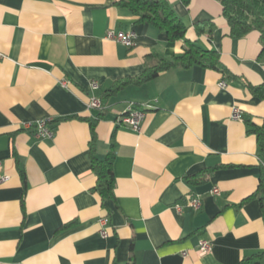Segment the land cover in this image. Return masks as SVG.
Masks as SVG:
<instances>
[{
    "label": "crops",
    "instance_id": "crops-1",
    "mask_svg": "<svg viewBox=\"0 0 264 264\" xmlns=\"http://www.w3.org/2000/svg\"><path fill=\"white\" fill-rule=\"evenodd\" d=\"M117 1L0 0V264H239L264 251L262 191L243 202L261 173L250 127L264 124L262 43L255 31L231 37L219 0L169 1L188 38L219 51L227 72L171 68L109 97L95 152L115 154L114 194L102 204L94 192L89 119L101 108L91 98L185 46ZM205 19L217 24L212 36L194 30ZM109 30L134 32L137 42L128 47ZM132 103L146 110L139 131L121 123ZM48 117L51 137L24 126ZM206 168L193 184L188 177ZM202 239L213 243L207 254Z\"/></svg>",
    "mask_w": 264,
    "mask_h": 264
},
{
    "label": "trees",
    "instance_id": "trees-1",
    "mask_svg": "<svg viewBox=\"0 0 264 264\" xmlns=\"http://www.w3.org/2000/svg\"><path fill=\"white\" fill-rule=\"evenodd\" d=\"M186 6H189L192 0H181ZM222 4V16L229 27L231 37L238 38L245 36L253 31L258 32L259 39L262 43V50L259 59L264 61V0H219ZM117 4L128 9L137 17V22L148 23L165 34L172 42L185 41L184 49L181 53L171 57L157 55L154 64L146 65L143 72L137 76H128L116 79L112 85L103 92L101 96V112L97 119H89L91 127V140L89 143V156L91 167L94 171L97 182L93 190L97 193L102 204L109 198L113 197L115 186V175L113 164L115 154L110 151L104 158L96 155V143L98 136L96 126L98 120L102 117L104 106L112 95L116 94L124 87L130 84H143L148 82L162 72L176 67H191L201 65L203 67L216 69L223 73L227 68L221 60L219 51L203 48L188 38L189 26L177 14L169 0H119ZM217 28L214 20L205 19L194 23V30L198 35L209 34L212 36ZM250 131L256 134L259 146L261 173L259 184L256 191L243 202L257 197L260 191L261 206L264 217V124L263 126L251 125ZM212 169L206 168L199 173L188 177L193 184L204 182ZM242 202V203H243ZM135 264V263H131ZM239 264H264V251H257L250 255L243 256Z\"/></svg>",
    "mask_w": 264,
    "mask_h": 264
},
{
    "label": "built area",
    "instance_id": "built-area-1",
    "mask_svg": "<svg viewBox=\"0 0 264 264\" xmlns=\"http://www.w3.org/2000/svg\"><path fill=\"white\" fill-rule=\"evenodd\" d=\"M107 37L110 39H113L117 42L123 43L128 47H132L136 44L137 42V36L136 33L134 32H116L115 30H109L107 33ZM65 85H67L66 82H64ZM227 81L226 80H221L219 82V86L221 88H224L227 86ZM90 86L92 89H97L99 87V84L97 81H92L90 83ZM90 107L93 108H101L102 103L101 99L98 97H92L89 103ZM146 116V110L144 108H137L134 103L130 105L126 113L122 116L121 118V123L127 125L134 131H139L141 129L142 121L144 120ZM232 118L233 119H238V120H244V117L241 113V110L239 107L234 106L233 111H232ZM52 119L50 117L46 119H39L34 122H27L25 123V128L26 129H34L36 132L37 136L40 137H51L52 136V131L48 127V123L51 122ZM9 177L5 176L1 179L2 180H7ZM213 193L219 194L220 190L218 187H214L212 190ZM191 207L194 209H199L202 206V199L200 198L199 195H196L192 201H191ZM100 225H101V234L106 235L107 234V227L110 223L109 217L103 216L99 219ZM213 243L211 240L207 239H202L199 241V250L202 254H207L212 250Z\"/></svg>",
    "mask_w": 264,
    "mask_h": 264
}]
</instances>
